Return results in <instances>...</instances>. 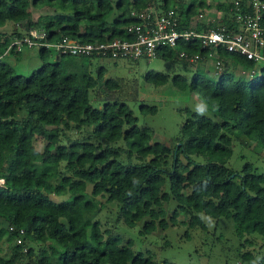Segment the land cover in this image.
<instances>
[{
  "label": "trees",
  "instance_id": "1",
  "mask_svg": "<svg viewBox=\"0 0 264 264\" xmlns=\"http://www.w3.org/2000/svg\"><path fill=\"white\" fill-rule=\"evenodd\" d=\"M207 5L206 0H0V27L16 25L0 32V264H173L136 253L131 241L123 243L121 236L103 230L97 216L105 204L99 197L117 203L119 222L135 226L145 219L144 234L167 229L182 212L191 228L206 227L204 214L231 217L239 236H264V173L251 164L240 172L227 166L234 138L249 137L264 147V67L246 82L233 78L232 66L251 72L254 63L222 47L180 42L158 49L156 57L193 73L152 70L145 81L161 88L171 80L177 90L197 93L212 114L188 110L182 142L171 148L152 142L153 130L139 123L122 82L107 77V66L93 70L94 60L118 65L139 59L57 54L49 60L55 51L38 48L43 63L29 76L4 60L9 54L22 56L15 48L5 52L31 29H45L52 42L130 39L127 28L141 23L138 13L153 9L174 10L180 29L202 30L211 20L200 18ZM32 7L53 12L34 20ZM217 10L223 13L217 20L235 30V0ZM181 51L200 58L182 61ZM215 51L221 70L209 56ZM209 64L215 65L217 80L206 76ZM141 111L156 114L158 108L142 104ZM36 137L46 141L43 151L36 148ZM166 177L169 193L163 190ZM54 195L69 198L57 202ZM172 200L177 208L167 220L164 206ZM241 259L253 263L257 254L246 252ZM258 264H264V255Z\"/></svg>",
  "mask_w": 264,
  "mask_h": 264
},
{
  "label": "rangeland",
  "instance_id": "2",
  "mask_svg": "<svg viewBox=\"0 0 264 264\" xmlns=\"http://www.w3.org/2000/svg\"><path fill=\"white\" fill-rule=\"evenodd\" d=\"M189 3L191 0H182ZM207 6L202 13L201 19H219L223 13L217 10V5L226 3L228 0H206ZM34 20L40 16L52 13L53 9L44 7L41 9L31 8ZM15 24H8L7 27H0V32L13 31ZM28 51H31L28 53ZM27 52V53H26ZM22 57L18 58L13 54L4 56V60L10 63L18 74H22L23 66L29 65V71L23 72V75L29 76L35 70L42 66V59L38 48L25 49ZM22 53V54H23ZM58 55L52 52L49 60L55 59ZM23 57L28 58L26 60ZM99 64H104L108 68L107 77L118 78L123 84L125 97L128 104L134 109L141 125H147L153 130L152 142H159L165 146L175 148L182 142L181 126L187 119V111L196 112V106L204 103L197 93L179 91L173 87L171 80L161 88H155L148 84L144 75L149 71H160L164 73L186 74L189 77L192 71L186 72L182 66L166 61L161 57H155L152 60L141 58L137 61H120L115 65L111 60H94L93 70ZM263 65L257 67L255 72L260 73ZM209 71L206 76L212 80H217L219 76L215 72V65H208ZM207 70V69H206ZM220 70V69H218ZM231 73L235 80L242 79L248 82L254 73L247 71L240 65L232 66ZM132 90V91H131ZM132 95L128 96V93ZM156 106V114H143L141 105ZM204 115L212 116L207 111ZM22 113H20V117ZM35 146L39 151H43L46 141L42 138H35ZM233 156L227 163V166L235 171H242L246 164H251L254 170L264 173V147L249 137L241 136L234 138ZM187 162V159L182 156ZM196 162H203L202 158L194 157ZM167 182L163 186L165 192H170V184ZM0 183H3L0 181ZM90 191V189H88ZM57 202L64 201L69 195L51 196ZM105 204V208L97 218L101 222L103 230L109 229L113 234L122 237L123 243L131 241L132 249L136 253L151 255L157 263L167 262L173 264H243L242 254L252 252L257 254V258L264 255V236L258 233H247L239 236L235 232V222L231 217L212 218L213 223H209L205 217L202 218L205 228H191L189 225V216L180 212L177 220L167 229L157 228L155 232L144 234L142 232L145 219L135 226H128L119 222L117 215L119 212L116 202L108 203L105 197H99ZM174 200L164 206L166 210V219L170 220L172 212L177 208ZM4 254L9 256L10 250L4 241ZM260 260V259H259ZM253 264V263H245Z\"/></svg>",
  "mask_w": 264,
  "mask_h": 264
},
{
  "label": "built area",
  "instance_id": "3",
  "mask_svg": "<svg viewBox=\"0 0 264 264\" xmlns=\"http://www.w3.org/2000/svg\"><path fill=\"white\" fill-rule=\"evenodd\" d=\"M235 6L237 8L234 18L235 30L216 19L208 20V27L202 30L180 29L178 28L180 21L174 10L158 14L153 9H148L138 13L141 23L127 28L130 39L85 43L78 39L63 37L52 42L48 40L45 29L37 28L28 31L22 38L15 39L5 53L9 54L13 48L23 52L25 49L36 47L52 49L56 54L74 57L96 55L112 60L141 58L152 60L156 57L158 49L176 48L180 42H197L203 47L215 49L222 47L252 61L254 68L251 71L255 74L259 64L264 66V0H247L245 4L235 0ZM217 53L212 52L209 56L215 59L216 68L221 70L223 63L218 59ZM179 57L182 61L195 63L200 55L191 56L186 51H181ZM10 230H14V227H10ZM19 232L20 235L25 234L23 229Z\"/></svg>",
  "mask_w": 264,
  "mask_h": 264
},
{
  "label": "clouds",
  "instance_id": "4",
  "mask_svg": "<svg viewBox=\"0 0 264 264\" xmlns=\"http://www.w3.org/2000/svg\"><path fill=\"white\" fill-rule=\"evenodd\" d=\"M195 111L199 114V115H204L207 111H208V104L205 102V103H201V104H198L196 106V109ZM139 182V181H138ZM137 182V183H138ZM129 195H131V193H129ZM205 219H207V221L211 224L213 223L212 221V218L209 216V217H205ZM259 257L253 261V264H258V261H259Z\"/></svg>",
  "mask_w": 264,
  "mask_h": 264
},
{
  "label": "crops",
  "instance_id": "5",
  "mask_svg": "<svg viewBox=\"0 0 264 264\" xmlns=\"http://www.w3.org/2000/svg\"><path fill=\"white\" fill-rule=\"evenodd\" d=\"M29 52H31V51H28V53H29ZM26 53H27V52H26ZM24 54H25V53H23V54L21 53L22 56H23ZM22 56H21V57H22ZM23 59L26 60V59H28V58L23 57ZM22 71H23V72H25V71H29V65H27V66H23L22 69H21V72H22ZM23 72H22V74H23Z\"/></svg>",
  "mask_w": 264,
  "mask_h": 264
}]
</instances>
